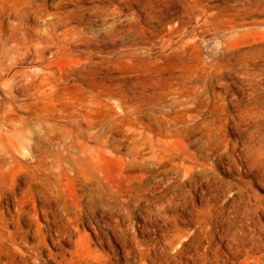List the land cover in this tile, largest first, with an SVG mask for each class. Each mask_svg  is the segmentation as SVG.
<instances>
[{
	"label": "bare ground",
	"instance_id": "obj_1",
	"mask_svg": "<svg viewBox=\"0 0 264 264\" xmlns=\"http://www.w3.org/2000/svg\"><path fill=\"white\" fill-rule=\"evenodd\" d=\"M55 1L0 0V102L15 100L19 93L67 99L59 87L67 77L63 69L56 74L53 69H23L22 64L33 56L44 59L46 51L55 55L78 46L87 47L79 50L85 53L83 62L92 63L95 54L103 56V45L115 42L121 34L138 31L143 39L134 44L135 54L146 59L177 54L195 68V75L181 76L173 83L167 91L171 98L155 96L150 103L135 106L132 113L136 128L125 131L124 139L118 136L120 131L105 128L106 124H114L113 117L95 115L91 107L78 110V115L69 112L67 121L72 127L56 128L46 135L36 155L37 162L25 169L29 171L27 188L21 194L16 187L0 191V199L8 204L1 218L15 226L9 231L0 222V264H114L113 259L121 257L125 264H185L187 254L191 255V264H228L230 254L211 237L209 228V234L203 235L201 225H182L192 219L184 213L188 199L182 183H198L196 173H205V185L199 184L204 195L205 186L211 185V174L215 177V163L201 162L200 153L189 151L190 144L198 138L206 137V150H213V144L217 146L221 160L227 157L236 163V153L247 161L250 170L264 160V109L254 82V74H264L263 50L256 45L264 40V21L253 31L255 44L245 39L253 28L244 27L254 6L261 4L258 0H183L184 9L169 12L172 0H97L91 11L98 18L96 22L83 21L82 25L67 27L68 22L85 16L73 17L69 13L44 29L31 23L49 14ZM98 21L105 25L100 32L95 28L102 25ZM209 31L211 37H207ZM226 70L239 72L243 87L250 91L246 99H238L236 109L225 100L213 101L209 95V83ZM146 117L151 121H144ZM228 125L240 149L235 143L229 148ZM27 139L28 135L23 134L17 140H0L4 165L31 154L23 149ZM124 140L129 144L128 151L122 154ZM203 156L209 158L207 153ZM190 159L194 161L192 165L188 163ZM120 163L121 170L113 173L109 167ZM174 173L181 178L172 179ZM121 174L127 175L126 185L120 182ZM157 178H167L161 190L153 185ZM238 187L232 201L240 204L244 188L240 184ZM262 199L252 198L245 203L248 212H264ZM207 205L215 207L210 202ZM87 227L92 235L84 231ZM225 230L231 236L232 231ZM257 241L255 233L253 245ZM177 244L179 248L170 253L169 249ZM97 245L109 250L100 251ZM260 245L247 249V256L261 259L264 253L256 255L264 248ZM202 246H206L204 252ZM229 248L230 253L238 252ZM161 251L168 252L164 259ZM147 257L150 262L144 260Z\"/></svg>",
	"mask_w": 264,
	"mask_h": 264
},
{
	"label": "rangeland",
	"instance_id": "obj_2",
	"mask_svg": "<svg viewBox=\"0 0 264 264\" xmlns=\"http://www.w3.org/2000/svg\"><path fill=\"white\" fill-rule=\"evenodd\" d=\"M216 1L223 2L224 0ZM96 3H98L97 0H57L53 2L52 6L49 8L51 12L46 14L47 16L45 15L43 17L44 19L40 18L37 21L32 20L31 23L44 29L48 25L53 24V22L62 21L69 13H72L73 17H78L77 15L80 14H85V16L80 17L81 19L68 22L66 24L67 27L82 25L83 21L93 23L98 19L91 13ZM258 3L261 5H256V8L254 6V10L251 12L252 15L248 18L249 21L247 20V24L244 26L253 28L250 31L251 33L245 38L246 40H250L249 44L256 42V40H254L256 32L253 31L256 26H259V24L264 21V0H258ZM183 7V0H172L168 11L178 12L184 9ZM108 21L111 22L113 19L108 18ZM103 22L98 21L99 24ZM170 25L171 24H169V26ZM193 25H197L196 21H193ZM104 26L103 24L101 26L95 25V28L100 32L104 29ZM63 27L64 26L60 27V29ZM261 28H264V25H262ZM139 33L140 31L134 34H121L115 42H109L103 45V56L98 53L95 54L94 62L92 63L83 62L81 58L85 56V53L79 50L86 49L87 47L78 46L75 47L73 51H64L56 53L55 55H53L51 51H46L44 59L33 56L29 57L28 60L22 64L20 68L23 69H53L56 74H59L60 69H63L67 77H65L64 81L59 83V87L64 95L66 94L67 99L53 100L35 98L31 94L19 93L16 95L15 100H2L0 102V140L8 142L12 139H20L23 134H27L28 144L23 149L31 153L28 157L20 156V160L10 159L12 161H10L11 165H4L5 163L2 161L4 156L0 153V163L2 164V169H0V191L16 187L15 191L21 194L27 188L29 171L25 169L30 168L37 162L36 155L40 152V148L42 147L41 144L44 142L46 135L53 132L56 128L72 127L67 121L69 112L78 115V110L85 111L87 107H91L93 108L92 113L95 115L107 119L113 117L114 124H106L105 128L113 132L120 131L118 136L124 139L125 131L132 132L136 128L132 113V109L135 106L140 103L146 105L153 101L155 96H164L168 99L171 98L170 95H167V91L173 83L176 84V82L181 79V76H188L190 74L195 75L193 71L195 68L191 64L189 65L183 62V60H181L182 58L177 54H173V56H171L172 54L167 55L164 56V58L161 57L162 59L160 57L146 59L143 56L135 54L134 44L138 40L140 41L143 39V36ZM211 34V31H209L207 37H211ZM257 42L256 45L263 50L261 53L263 55L262 60H264V40L260 39ZM141 46H144V44H141ZM113 50L118 51V53L113 54ZM142 51L144 55V48ZM49 65L50 68H48ZM81 65H83V67H81ZM231 73L233 72L226 70L219 79H214L212 84L209 83V95L213 101L216 100L221 103L225 100L231 104L230 108L236 109L234 105L237 104V101L239 102L238 99H246L250 91L243 87V82L239 78L241 75L239 72ZM254 82L257 87V97L260 98L258 101L260 105L264 107V74H254ZM239 84L241 86H239ZM33 91L36 92L35 90H30V92ZM2 93L3 89L0 88V95H2ZM239 96L241 97L239 98ZM233 98L235 100H233ZM263 107L262 109H264ZM89 108L87 110H89ZM65 114L67 116H64ZM144 121L149 122L151 119L146 117ZM230 126L228 125L226 128L229 129ZM227 137L229 139L228 142L230 141L229 148L232 149L234 143L239 148L238 145L240 142H236L232 128L229 129ZM205 138L206 137L198 138L199 140L192 142L189 151L191 153H200L198 156L201 162H206L207 164L215 163V177H212V174L211 176L208 175L212 178V182L210 187L208 185L205 186L206 194L204 195H202L199 184L205 185L207 179L205 173L200 171L196 173L195 179H197L198 183H195V181L182 183L184 194L187 195L185 199H188V213H184L192 219L189 223L180 222V224L182 223L183 226L191 228H199L201 225L202 228L200 231L203 235L209 234V228L211 230V237L220 242L219 246L224 252L230 254L231 257L228 264H264V256L261 259L254 256H247L246 251L252 246L260 244L264 246V212L259 213V215L255 212L249 213L245 207V203L249 204L252 198L263 197L262 202L264 204V160L262 159V162H258L252 170L249 169L250 167L247 161L236 153V163L234 159L230 161L227 157L221 160L218 157L217 146L213 144V150H206L207 139ZM128 144L129 141L124 140L122 142L120 147V152L122 154L128 151ZM219 149L221 150V148ZM206 153L209 158H204L203 155ZM193 162L192 159L188 161L191 165ZM120 164H112L109 168L113 173H116L118 169L121 170L122 168L121 166L123 163ZM237 165H240V169H238ZM199 167L200 169L202 168L201 165H199ZM125 176L127 175L121 174L120 176V182H123L121 183L122 185H126L128 182ZM171 177L174 180L181 178L180 175H176L175 173L171 174ZM164 179L165 178L155 179L153 185H155L158 190H161L162 186L167 183V178L165 179L166 181ZM160 182L162 183L160 184ZM239 184L244 188V199L240 204L232 201L234 194L239 189ZM124 187L126 188V186ZM208 202L215 204V207L212 208L208 206ZM7 205V203L5 204L4 201L0 199V222L4 224L5 229L12 231L15 228L14 224L4 223L1 218L2 212L6 209ZM211 218L213 219L211 220ZM135 220L137 221L138 218H135ZM211 223H213V226L209 225ZM225 227L232 231L231 236H227ZM84 231L92 235V230L90 228H84ZM255 233L258 237V241L253 245ZM109 235L111 234L109 233ZM154 235L155 234L152 233V236ZM146 237H148V235H146ZM112 240L118 248L122 249L114 237ZM93 246L96 247V245ZM100 246L101 245H97L99 250H109L107 246ZM179 246V244L175 245L173 249H169V252H174ZM229 246L234 248V252H237V250L238 252L230 253L231 250ZM205 247L202 246L201 252L205 251ZM52 249L54 250V248ZM45 253H48V251H45ZM166 253L168 252H160L162 259L165 258ZM261 253H264V248L257 250L256 255H260ZM149 254H151V252H149ZM195 255L198 256V254ZM144 260L150 262L148 257ZM183 261L185 264L192 263L191 255H185ZM112 262H114V264H125V259L121 257L119 260L113 259ZM133 263L139 264V261Z\"/></svg>",
	"mask_w": 264,
	"mask_h": 264
}]
</instances>
